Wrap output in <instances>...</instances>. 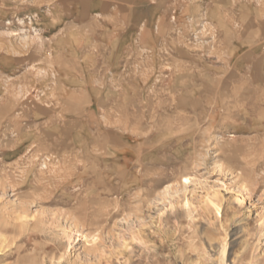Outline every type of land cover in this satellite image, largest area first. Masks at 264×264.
I'll list each match as a JSON object with an SVG mask.
<instances>
[{"label":"rangeland","instance_id":"1","mask_svg":"<svg viewBox=\"0 0 264 264\" xmlns=\"http://www.w3.org/2000/svg\"><path fill=\"white\" fill-rule=\"evenodd\" d=\"M106 1L0 0V264H264V0Z\"/></svg>","mask_w":264,"mask_h":264},{"label":"crops","instance_id":"2","mask_svg":"<svg viewBox=\"0 0 264 264\" xmlns=\"http://www.w3.org/2000/svg\"><path fill=\"white\" fill-rule=\"evenodd\" d=\"M75 19L84 21L92 15H100L106 11H116L106 0H75ZM247 42L238 47L235 65L239 67V74L252 77V84H264V17L262 20L253 16L243 31ZM248 82V81H247Z\"/></svg>","mask_w":264,"mask_h":264},{"label":"bare ground","instance_id":"3","mask_svg":"<svg viewBox=\"0 0 264 264\" xmlns=\"http://www.w3.org/2000/svg\"><path fill=\"white\" fill-rule=\"evenodd\" d=\"M224 255H225V249L222 250V258L220 264H224Z\"/></svg>","mask_w":264,"mask_h":264}]
</instances>
